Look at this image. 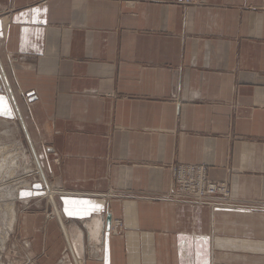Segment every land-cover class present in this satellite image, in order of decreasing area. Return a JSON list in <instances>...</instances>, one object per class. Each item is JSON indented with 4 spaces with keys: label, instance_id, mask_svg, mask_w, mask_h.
<instances>
[{
    "label": "crops",
    "instance_id": "obj_1",
    "mask_svg": "<svg viewBox=\"0 0 264 264\" xmlns=\"http://www.w3.org/2000/svg\"><path fill=\"white\" fill-rule=\"evenodd\" d=\"M19 116L56 188V219H20L31 259L264 264V0H0ZM178 163L230 201L170 198Z\"/></svg>",
    "mask_w": 264,
    "mask_h": 264
},
{
    "label": "rangeland",
    "instance_id": "obj_2",
    "mask_svg": "<svg viewBox=\"0 0 264 264\" xmlns=\"http://www.w3.org/2000/svg\"><path fill=\"white\" fill-rule=\"evenodd\" d=\"M183 2L184 4H189V3H192V0L189 3H186L185 0H183ZM23 132L24 130L23 128L22 129L20 128L17 118L15 121L7 120L5 118H0V148H2L1 152L5 153L7 156H10V155L17 156V154L23 150L21 153L24 154L22 157L20 156V159H19L20 166L12 167L11 169V170L16 169L15 171H13L14 175L13 173L12 174L8 173V171L4 172L3 169L0 170V174H2L0 175V181H2V178H3V181L0 182V189H1L0 195H3L4 192H7L8 188L11 185L13 186V189H14V191H12L14 192V199H12L10 195L6 197H4L3 195L0 198V207H1L0 209L2 211V212L0 211V213L2 214L0 215V229H1L0 231V264H56V262L47 263L46 262L47 259H31L30 257L31 251H28L27 247H25L23 242L20 240L19 225H20V219L23 214L43 213L44 217L48 220L56 219L55 214L53 212L54 208L51 206V203L48 200L47 193L45 192L46 190L44 189L43 186H41L40 183H38L40 185L39 188L36 187L37 183H34L38 179V176H36L32 172L35 166L32 164L33 158H32L31 146L29 142L25 140L26 136H25V133L23 134ZM1 143L3 144L1 145ZM170 171H171V168H170ZM49 173L50 172H47V178L52 185L51 187L56 192V188L54 187L51 176L48 175ZM171 176H172V173H171ZM13 180L14 182H12ZM24 183L31 184V187H30L31 194L28 193L30 194V197L28 198V200H25L27 199L26 193L23 194L21 192V189L24 190L23 188L25 187L19 188V187H22ZM24 191H27V190H24ZM32 195H35V196H32ZM16 197L17 199H15ZM54 198L56 202V193L54 194ZM11 199L13 200V203H14L13 205H14V209L17 214L16 216L17 218L13 224L12 231L11 232L9 231V233H7L8 231L7 224L9 223L10 213L6 207L11 203ZM3 210L5 211L4 213L7 212L8 216L7 214L3 213ZM37 210H40V211H37Z\"/></svg>",
    "mask_w": 264,
    "mask_h": 264
},
{
    "label": "built area",
    "instance_id": "obj_3",
    "mask_svg": "<svg viewBox=\"0 0 264 264\" xmlns=\"http://www.w3.org/2000/svg\"><path fill=\"white\" fill-rule=\"evenodd\" d=\"M171 173L172 189L168 196L176 201L195 205L230 201L227 185L211 180L203 164H174Z\"/></svg>",
    "mask_w": 264,
    "mask_h": 264
},
{
    "label": "bare ground",
    "instance_id": "obj_4",
    "mask_svg": "<svg viewBox=\"0 0 264 264\" xmlns=\"http://www.w3.org/2000/svg\"><path fill=\"white\" fill-rule=\"evenodd\" d=\"M2 139V138H1ZM3 143H1V145H2ZM33 147V146H32ZM1 150H2V148H0V170H4V172L5 171H8V173H10V174H12L13 173V171H15V170H11L12 169V167H19L20 165H19V163H20V161H19V159H20V156L22 157L24 154L23 153H21V152H17L18 154H17V156H12V155H10V156H7L5 153H3V152H1ZM6 151V150H5ZM4 151V152H5ZM31 152H32V164L35 166V168H34V170H32V172L36 175V176H38V179L34 182V183H40L41 184V186H43L44 187V189H46L47 188V191H46V193H47V196H48V200H49V202L51 203V206L54 208V214H55V218H56V202H55V198H54V194L56 193L55 192V190H53V188L51 187L52 185H51V183L50 182H48V179H47V176H46V172L44 171V169H43V167L39 164V162H38V159H36V154H35V157H34V153H33V151H32V149H31ZM26 162V161H25ZM32 167V166H31ZM0 175H2V174H0ZM13 175H14V173H13ZM12 175V176H13ZM10 177V176H9ZM16 177V176H15ZM25 177H27V176H25ZM29 177V176H28ZM35 177V176H34ZM6 178V177H5ZM7 179V178H6ZM17 179V178H16ZM9 180V179H8ZM24 180H25V178H24ZM2 181H3V178H2ZM2 181H0V182H2ZM5 181V180H4ZM12 182H14V180L12 181ZM16 182V181H15ZM8 183V182H7ZM6 183V184H7ZM4 184V183H3ZM1 186H3V185H1ZM17 186V185H16ZM19 187V186H18ZM23 187H25V188H23ZM30 187H31V184H28V183H24V185H22V187H19V188H23L24 190H27V191H24V190H22L21 189V192L23 193V194H25L26 193V195L28 194V193H30L31 194V189H30ZM1 190V189H0ZM4 190V189H3ZM12 191H14V189H13V186L11 185L9 188H8V190H7V192H4L3 193V195H4V197H6V196H8V195H10L11 196V198L12 199H14V192H12ZM16 192V191H15ZM1 193V192H0ZM7 193V194H6ZM21 193V194H22ZM20 194V193H19ZM3 195H0V198L3 196ZM16 195V194H15ZM4 199V198H3ZM7 199V198H6ZM11 199V203L6 207L7 209H8V211H9V213H10V218H9V223L7 224L8 225V231H7V233H9V231L11 232L12 231V229H13V224H14V222L16 221V216H17V214H16V211H15V209H14V203H13V200ZM15 199H17V197L15 198ZM25 200H27V199H25ZM10 202V201H9ZM5 206V205H4ZM1 208V207H0ZM5 208V207H4ZM0 211H1V209H0ZM2 212V211H1ZM5 211L3 210V213H4ZM4 214H7V212L6 213H4ZM0 215H2L1 213H0ZM4 216V215H3ZM7 216H8V214H7ZM5 217V216H4ZM117 223V222H116ZM119 223V222H118ZM0 231H1V229H0ZM7 236H9V235H7ZM28 243V242H27Z\"/></svg>",
    "mask_w": 264,
    "mask_h": 264
},
{
    "label": "water",
    "instance_id": "obj_5",
    "mask_svg": "<svg viewBox=\"0 0 264 264\" xmlns=\"http://www.w3.org/2000/svg\"><path fill=\"white\" fill-rule=\"evenodd\" d=\"M15 107H16V105H15ZM19 119H20V121H21V126H22V128H23V130H24V133H25L26 139H27V141L29 142V144H30V146H31V149H32V151H33V153H34V149H33V147H32L31 141H30V137H29V135L27 134L26 128H25L24 123L22 122V119H21L20 116H19ZM34 155H35V153H34ZM36 159H37V158H36ZM36 187L39 188L40 185L37 184ZM111 220H112V217H111V215L108 213V214L106 215V231H109V230L111 229Z\"/></svg>",
    "mask_w": 264,
    "mask_h": 264
},
{
    "label": "snow or ice",
    "instance_id": "obj_6",
    "mask_svg": "<svg viewBox=\"0 0 264 264\" xmlns=\"http://www.w3.org/2000/svg\"><path fill=\"white\" fill-rule=\"evenodd\" d=\"M37 11H39V10H37Z\"/></svg>",
    "mask_w": 264,
    "mask_h": 264
}]
</instances>
